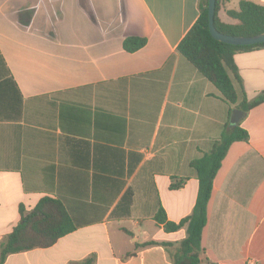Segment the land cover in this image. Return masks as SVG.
Here are the masks:
<instances>
[{
    "label": "crops",
    "instance_id": "crops-1",
    "mask_svg": "<svg viewBox=\"0 0 264 264\" xmlns=\"http://www.w3.org/2000/svg\"><path fill=\"white\" fill-rule=\"evenodd\" d=\"M198 15V0H0V240L19 207L45 196L79 225L3 264L91 254L95 264H172L174 247L139 245L186 236L165 232L154 215L160 206L177 223L191 213L198 181L189 163L236 110L177 52ZM218 17L232 23L223 6ZM128 37L146 42L128 52ZM233 59L253 100L264 91V48ZM237 125L248 140L230 145L214 177L201 247L211 264H264V102ZM171 177L186 178L183 187L170 190ZM127 189L130 215L112 219Z\"/></svg>",
    "mask_w": 264,
    "mask_h": 264
},
{
    "label": "trees",
    "instance_id": "trees-1",
    "mask_svg": "<svg viewBox=\"0 0 264 264\" xmlns=\"http://www.w3.org/2000/svg\"><path fill=\"white\" fill-rule=\"evenodd\" d=\"M229 2L230 0H216L214 27L217 31L243 37L264 32V5L249 0H239L238 8L235 10L225 7ZM221 6L224 7V12L232 23H225L219 19L218 11ZM198 10L199 15L177 45V52L219 91L225 102L245 114L264 102V91L253 100H247L233 57L238 52L264 48V43L235 46L219 42L208 30L207 0H198ZM145 42L146 40L141 37H128L123 41V46L126 51L134 52L144 46ZM235 84L238 85V90ZM20 114L18 104L10 120L13 122L20 120ZM247 140V131L239 125L226 126L219 138L213 142L210 151L189 163L195 172L198 189L193 209L188 216L177 223L168 221L164 210L159 206L154 221L168 233L185 228L186 236L181 241L172 244L150 240L139 247L162 246L165 249L174 247L171 253L172 264H211L201 247V233L206 224V208L212 192V183L230 145L236 141ZM139 159L138 155H134L133 166ZM133 166L129 167V172L133 170ZM185 181L186 178L171 177L169 189L178 190L183 187ZM121 187L122 183H120ZM131 205L132 191L127 189L110 217L112 219L129 217ZM19 214L20 220L17 225L0 240V264L4 263L8 255L50 247L79 226L58 198L42 197L30 211L19 207ZM130 256L131 253L125 255L126 258ZM95 263L96 256L91 254L68 264Z\"/></svg>",
    "mask_w": 264,
    "mask_h": 264
},
{
    "label": "water",
    "instance_id": "water-1",
    "mask_svg": "<svg viewBox=\"0 0 264 264\" xmlns=\"http://www.w3.org/2000/svg\"><path fill=\"white\" fill-rule=\"evenodd\" d=\"M215 6H216V0H207L208 30L210 35L215 40L235 46H247V45L264 43V32L254 36L243 37V36L226 35L217 31L216 28L214 27ZM242 115H243L242 111L238 109L233 110L229 120L230 127L237 125Z\"/></svg>",
    "mask_w": 264,
    "mask_h": 264
},
{
    "label": "rangeland",
    "instance_id": "rangeland-1",
    "mask_svg": "<svg viewBox=\"0 0 264 264\" xmlns=\"http://www.w3.org/2000/svg\"><path fill=\"white\" fill-rule=\"evenodd\" d=\"M249 1L259 2V0H249ZM238 2H239V0H230V2L228 3V8L236 10L238 8ZM262 4H264V3H262Z\"/></svg>",
    "mask_w": 264,
    "mask_h": 264
}]
</instances>
